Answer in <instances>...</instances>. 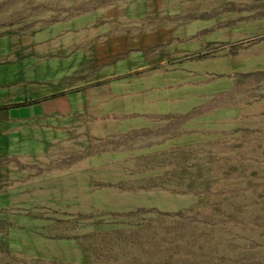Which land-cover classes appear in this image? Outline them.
<instances>
[{"label": "rangeland", "instance_id": "obj_1", "mask_svg": "<svg viewBox=\"0 0 264 264\" xmlns=\"http://www.w3.org/2000/svg\"><path fill=\"white\" fill-rule=\"evenodd\" d=\"M33 96L0 264H264V0H0V104Z\"/></svg>", "mask_w": 264, "mask_h": 264}, {"label": "crops", "instance_id": "obj_2", "mask_svg": "<svg viewBox=\"0 0 264 264\" xmlns=\"http://www.w3.org/2000/svg\"><path fill=\"white\" fill-rule=\"evenodd\" d=\"M32 98L33 100L30 102L21 101L18 102L20 104L13 106L0 104V122H23L50 116L51 114H55L62 106L57 99L43 102L40 96H33Z\"/></svg>", "mask_w": 264, "mask_h": 264}]
</instances>
